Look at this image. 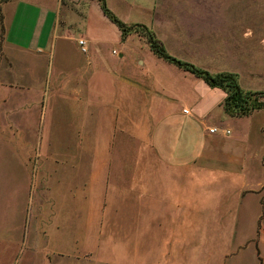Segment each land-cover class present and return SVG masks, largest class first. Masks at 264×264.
<instances>
[{
	"label": "crops",
	"instance_id": "1",
	"mask_svg": "<svg viewBox=\"0 0 264 264\" xmlns=\"http://www.w3.org/2000/svg\"><path fill=\"white\" fill-rule=\"evenodd\" d=\"M61 18L60 0H0V74L4 75L0 85L27 90L37 84L26 78L23 70L17 72L18 81L8 78L11 68L20 57L24 66L42 57L52 62L61 38L59 73L50 71L51 63L43 76L48 88L37 99L57 119L69 111L78 127L77 135L96 138L90 150L87 144L78 143L76 151L84 156H73L70 150L67 179L58 178L63 162L55 164L56 191L64 193L57 195L60 204L56 200L52 210L45 206L49 201L46 194L54 193L47 181L53 166L49 169L44 159L35 166L36 198H45L36 217L39 237L53 227L52 240L59 238L70 249L57 245L43 251H64V256H59L65 259L88 258L89 252L97 262L108 264H217L232 252L236 216L243 198L252 193L259 210L254 216V233L245 240H252L255 253L257 248L264 258L255 241L256 237L264 239V230L257 228V189L262 182L256 186L244 183V157L221 150L225 138L214 134H226L228 128L207 124L206 110H192L200 102V95L195 97L192 90L198 76L160 58L146 42L148 47L141 48L140 40H130V33L121 38L119 32L123 52L133 41L139 45L132 64L114 71L89 67L92 56L87 54L86 64L78 63L74 70L83 80L70 83L61 61L63 39L78 43V38H83L82 51L87 42L97 51L98 41L106 39L91 35L83 23L75 32L67 31L65 25L59 29ZM168 65L172 67L165 68ZM222 70L231 71L217 67L210 72ZM184 98L191 99L190 108L183 105ZM210 127L214 129L209 131ZM42 214L49 216L52 226L40 224ZM74 214L82 215L84 230L61 239L63 219L68 225ZM77 247L80 252L73 249Z\"/></svg>",
	"mask_w": 264,
	"mask_h": 264
},
{
	"label": "rangeland",
	"instance_id": "2",
	"mask_svg": "<svg viewBox=\"0 0 264 264\" xmlns=\"http://www.w3.org/2000/svg\"><path fill=\"white\" fill-rule=\"evenodd\" d=\"M60 2L62 21L59 29L61 25H65L67 31L75 32L83 23L84 30L91 35L106 39L98 41L97 51H92L90 42L86 43V50L82 51L76 40L63 39L61 61L66 68L65 76L69 74L70 83L75 79H80L77 82L83 80L81 73L77 71V74L74 70L78 63L86 64L87 54L92 56L89 67H110L114 71L132 64V59L138 55L139 45L148 47L144 38L145 32L135 25L133 28L138 33L129 32V38L140 40L139 45L133 41L132 46H128V51L123 52L125 45L123 46L118 39V28L102 13L97 0ZM104 2L121 21L142 23L152 29L169 54L195 65L213 67L210 71L217 67L229 68L235 72L238 84L243 89L264 91V0H104ZM57 41L59 50L54 48L52 62L47 57H42L33 64L27 61L28 65L24 66V58L20 57L19 62L16 61V65L11 68L8 78H15L18 81L17 72L23 70L26 78L37 84L33 83L34 85L27 90L0 85V264H108L97 262L95 255L89 252L86 254L88 258L82 259H65L61 257L65 254L61 250L53 253L44 252V249L59 247L57 245H61L64 250H70L63 240L59 238L52 240L53 227L51 229L49 227L48 231L39 237L41 232L38 231L36 217L42 210L45 198L42 197L39 201L36 198L38 186L34 174L35 166L40 164L42 159L47 161L49 169L53 166L54 170L47 174V181L49 189L54 187V193L46 194L49 201L46 198L45 206L46 210H52L56 200L60 204V199L56 197L59 193H64L65 187V185L61 187L63 191H56L58 186H55V164L63 162L65 167L59 168L58 178L65 176L67 179V167L71 161L70 150L73 156L83 155L81 151H76L78 143L83 146L87 144L90 150L96 141L94 136L87 138L83 137L84 135H77L78 127L70 118L69 111L57 119V116L52 117L49 107L43 109L40 98L37 99L40 92L48 88L43 76L47 74L51 63L53 67L50 71L53 69L55 73H59L61 38ZM204 47L207 52L202 49ZM117 52L123 53L118 56ZM142 54L143 57L146 56L145 51ZM169 67L172 66H165ZM184 74L190 76L186 72ZM2 78L4 75L0 74V80ZM197 80L196 84L192 83V90L196 93L195 97L200 95V102L196 103L198 107L194 106L192 110L196 113L206 110L207 124L228 128L226 134L221 131L214 134L225 138V142L220 143L221 150L244 157L242 168L244 183L256 186L262 182L257 189L261 201L257 228L264 230V107L252 110L248 115L231 117L221 106L224 91L218 87L208 86L200 77ZM257 99L264 101V94H258ZM182 103L190 108L191 99L184 98ZM88 156L89 152L85 157ZM252 195L249 193L243 198V204L236 216L232 252L224 255L217 264L257 263L256 245L250 239L245 240L248 234L254 233V216L259 210V204ZM42 217L40 224L43 223L47 227L53 225L49 216L42 214ZM72 219L68 225L65 218L63 219L61 239H69L84 230L82 215L74 214ZM255 241L264 254V239L256 237ZM238 244L239 248L236 246ZM77 248L73 249L80 252V247ZM217 256L219 259L220 255Z\"/></svg>",
	"mask_w": 264,
	"mask_h": 264
},
{
	"label": "trees",
	"instance_id": "3",
	"mask_svg": "<svg viewBox=\"0 0 264 264\" xmlns=\"http://www.w3.org/2000/svg\"><path fill=\"white\" fill-rule=\"evenodd\" d=\"M99 2V7L104 15H106L110 20L113 21L114 25L118 28L121 38H124L126 34L131 31H136L133 26L137 25L144 32V38L148 44V48L160 58L165 59L169 62L182 67L184 70L189 71L195 76H198L211 87H219L224 92L225 95L222 97V106L226 112L231 116H243L250 113L252 110H258L264 107V101L258 100V94L263 95L264 91H255L249 89H243L236 79V74L228 70H222L218 72H210L208 69L195 65L184 59L177 58L169 54L165 50V46L161 40L155 35L152 29L147 27L145 24L136 22L125 23L118 19L114 13L106 6L104 0H97ZM138 33V32H137ZM140 35V33H139ZM261 202V201H260ZM263 203H261V208ZM257 263L261 264L264 259L259 256L258 250L256 248Z\"/></svg>",
	"mask_w": 264,
	"mask_h": 264
},
{
	"label": "built area",
	"instance_id": "4",
	"mask_svg": "<svg viewBox=\"0 0 264 264\" xmlns=\"http://www.w3.org/2000/svg\"><path fill=\"white\" fill-rule=\"evenodd\" d=\"M78 43L80 44V49L81 50H84L85 47H84V39L83 38H78ZM184 112H186V109H183ZM214 129V127H210L208 128L209 131H212Z\"/></svg>",
	"mask_w": 264,
	"mask_h": 264
}]
</instances>
